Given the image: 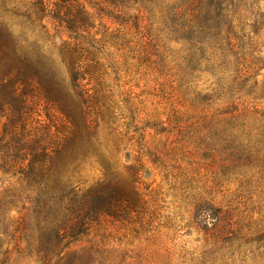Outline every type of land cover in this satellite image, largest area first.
I'll return each mask as SVG.
<instances>
[{"label": "rangeland", "instance_id": "374dc122", "mask_svg": "<svg viewBox=\"0 0 264 264\" xmlns=\"http://www.w3.org/2000/svg\"><path fill=\"white\" fill-rule=\"evenodd\" d=\"M36 1L0 0V8L25 13ZM39 1L43 38L36 24L34 31L10 25L53 54L71 36L53 2ZM74 1L94 24L92 36L100 40L108 29L131 41L135 60L115 41L103 42L125 119L119 134L100 129L98 140L112 185L129 183L136 202L107 210L115 217L88 214L86 197L105 179L93 159L78 168L67 210L56 214L51 205L40 214V194L0 160V264H264V0L239 2V49L200 52L166 13L151 17L128 0ZM31 104L44 120L41 103Z\"/></svg>", "mask_w": 264, "mask_h": 264}, {"label": "trees", "instance_id": "16d2710c", "mask_svg": "<svg viewBox=\"0 0 264 264\" xmlns=\"http://www.w3.org/2000/svg\"><path fill=\"white\" fill-rule=\"evenodd\" d=\"M51 1L54 18L71 36L53 54L44 51L38 44L40 40L28 41L26 35H17L10 25V20H17L19 27L34 31L36 24L43 38L45 27L39 17L42 12L39 0L25 5V13L18 12L16 6L12 12L0 8V124L5 120L0 135V160L6 161V167L13 177L19 178V183L40 194L36 201L40 214L48 213L51 205L58 207V214L67 210L78 191L75 186L78 168L95 159L105 179L86 197L88 214L99 212L98 215L115 217V212L107 210L136 201L129 183L112 185L113 166L100 151L99 130L117 135L120 121L125 119L118 114L119 95L108 83L113 68L106 64L101 50L106 39L113 40L115 46L120 44L119 50L126 59L135 60L130 57L131 41L126 34L113 35L108 29L98 40V33L91 35L94 24L82 17L83 7H78L74 0ZM107 1L124 4L125 0ZM128 1L146 6L151 17L156 10L166 13L175 33L193 43L197 52L204 45H212L219 51L223 46L239 49L237 43L233 44L238 38L235 31L239 29L233 15L242 7L243 0ZM176 4H180L181 13L175 15ZM151 17L148 19L155 18ZM136 58L141 59L138 54ZM34 99L41 103L44 120L32 108ZM183 118L188 123L193 119ZM47 250L51 251L50 246Z\"/></svg>", "mask_w": 264, "mask_h": 264}]
</instances>
